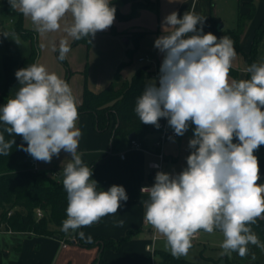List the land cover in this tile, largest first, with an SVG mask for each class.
Segmentation results:
<instances>
[{"label":"clouds","instance_id":"1","mask_svg":"<svg viewBox=\"0 0 264 264\" xmlns=\"http://www.w3.org/2000/svg\"><path fill=\"white\" fill-rule=\"evenodd\" d=\"M8 2L39 32L60 30L61 20L71 13L73 22L65 31L74 40L90 42L113 24L116 12L111 0ZM204 21L189 11L182 17L174 11L164 18V25L174 30L154 43L164 54L159 84L146 85L136 101L135 113L146 125L159 128L165 118L177 136H183L190 123L195 125L187 167L175 175L158 171L153 186L141 189L149 195L144 219L165 237V247L174 258L188 254L192 237L200 230H219L222 254L236 252L243 258L249 244L264 251L250 227L264 218V184L257 183L254 155L264 145V62L248 67L250 79H230L236 57L233 41L203 33ZM70 50L68 41L61 40L58 59L65 60ZM15 76L19 90L0 107V122L8 126L5 131L22 137L27 147H19L34 160L50 163L62 150L71 157L63 168L68 204L62 231L75 232L117 214L128 196L119 185L97 190L93 169L77 151L79 113L69 84L37 63L17 70ZM14 143L0 133V155H9ZM122 225L121 220L118 226ZM78 235L84 238L83 232ZM91 240L87 237V242Z\"/></svg>","mask_w":264,"mask_h":264},{"label":"crops","instance_id":"2","mask_svg":"<svg viewBox=\"0 0 264 264\" xmlns=\"http://www.w3.org/2000/svg\"><path fill=\"white\" fill-rule=\"evenodd\" d=\"M218 1L221 0H150L135 8L132 2H119L117 9L123 17L115 16L113 24L104 31H98L90 44L86 42L72 44L74 39L65 31V28L70 27L73 22L71 13L66 14L60 22V30L55 32L37 31L31 19L23 15L24 26L33 32V40L0 28V92L4 90L7 81L4 66V56L7 54H11L16 60L11 68L10 99L15 97L20 87L15 76L16 71L33 63L43 65L48 72L56 73L65 80L67 70L58 59L60 41L65 39L71 49L66 56L70 70L67 82L77 103L82 102L86 87L98 92L111 82L121 84L144 66L149 68L151 78L159 81L164 54L154 46V43L161 35L174 30L164 25V18L174 11L181 17L186 11L194 12L205 19L202 25L203 33L210 32L220 38L217 31L227 26L216 12ZM234 3L235 0H233ZM263 15L264 0H256L255 15L247 23L248 26L241 35V47L246 53L250 51L254 30ZM200 27L201 25H197L198 29ZM139 32H141L139 42L134 47L133 38L134 35L140 34ZM4 33L9 34L8 38L2 35ZM34 45L37 48L36 58L33 62H28ZM132 47L134 49L130 50ZM141 57H149L151 62L141 61ZM259 62H264V37L260 41L256 55L255 63ZM249 66L243 53L236 51L232 67L238 70V78L236 79L232 74H229V78L250 79V73L247 71ZM117 72L119 76H116ZM2 106L1 104L0 107ZM77 127L81 131L78 153H82V158L88 164L97 161L92 168V179L97 182V186L101 188L106 186L104 191L113 185L123 186L128 196L127 201L121 202L117 214L107 215L90 227H82L80 232L84 233L83 239L71 230L62 238L31 232L11 233H21L25 236L16 238L12 245L4 242L5 246H0V259H3V264H95L102 248L100 244H82V242H87V237L90 236L92 240L99 237L119 238L134 229L139 231L124 242L119 250H103L104 258L110 264H119L122 262L137 263L146 257L145 246L152 240V237L150 240L148 238V233L152 232V229L150 230V226L143 222L144 194L141 193L140 187L153 179L154 172L148 165L153 155L125 141L118 143L116 149L111 151L110 132L98 131L92 116L88 113L79 115ZM157 136L158 131L152 125L143 146L153 149ZM16 137L20 144L27 147L22 137ZM174 139H179V136H175ZM191 152L192 149L189 154ZM107 153L109 155L101 159ZM26 156L34 167L47 171L63 168L71 159L70 155L63 150L59 157L53 156L50 163L34 160L28 153ZM121 220L123 225L118 226ZM251 229L259 241L264 244L260 234L254 228ZM248 255L250 257L247 258L246 264H254L257 261L264 263V251L260 247L251 245Z\"/></svg>","mask_w":264,"mask_h":264},{"label":"trees","instance_id":"3","mask_svg":"<svg viewBox=\"0 0 264 264\" xmlns=\"http://www.w3.org/2000/svg\"><path fill=\"white\" fill-rule=\"evenodd\" d=\"M119 2H132L133 7L142 5L150 0H113L111 6L116 9L115 16L123 17L118 11L117 4ZM239 11L237 18V26L233 29L217 31L222 36L229 37L234 44L236 51L243 53L248 63H255L256 55L260 41L264 37V15L254 30L251 48L248 53L244 52L241 47V35L247 23L254 17L256 12L255 0H238ZM246 8V9H245ZM13 19L10 23L9 20ZM0 28L6 32H14L23 35L25 38H33V32L24 26L23 14L18 10L12 9L8 0H0ZM140 34L134 35V47L139 42ZM86 42L90 44L88 38L74 40L72 44ZM132 47L130 50H133ZM37 55V48L33 46L32 54L28 62H33ZM59 55V52H58ZM67 70L65 81L69 76V68L66 59L61 61ZM16 60L11 54L4 56V66L7 72V81L3 91L0 92V105L7 103L9 98V89L11 81V68L15 65ZM123 63H121L122 65ZM230 74L236 79L238 78V70L231 67ZM116 76H119L117 72ZM159 84L151 78L149 68H141L135 72L130 78L126 79L120 86H116L115 82H111L104 89L95 92L86 87L84 89L83 100L77 103L78 113L90 114L93 118L94 125L98 131H109L111 135V151L116 149L118 143L125 141L131 144L132 140H138L142 145L146 135L151 131L152 125L142 123L135 113L137 99L142 95L146 85L150 83ZM68 83V82H67ZM74 95V94H73ZM7 125L0 122V133H3L6 141L15 140L13 147L10 149L9 155H0V227L2 223L9 225L17 232H32L38 235H47L62 238L67 233L62 231V221L67 218V193L63 187L62 181L53 176V170L47 171L35 169L31 162L27 159L25 151L19 146L21 145L17 137L9 135L5 128ZM133 135L130 138V135ZM234 143L238 140L234 137ZM264 148L259 146L254 150V155L258 158L260 179L257 183L264 184V157L258 155ZM191 154V153H190ZM189 154V155H190ZM105 154L101 159L107 157ZM84 164L93 168L96 162L88 164L83 159ZM56 170V169H55ZM97 186V190H105ZM41 207L44 211L42 217H37L35 209ZM9 211H12L9 215ZM254 228L264 241V218L257 219L255 224L250 226ZM82 228L77 229V236ZM139 230H129L125 235L119 238L99 237L91 240V242H82L84 245L100 244L102 251L96 259L95 264H110L104 258L103 250L113 249L119 250L122 244L131 239ZM159 254L158 264H203L200 262L189 261L184 258H174L170 252L156 249ZM225 263L220 260H213L211 264H244L238 259L225 258ZM0 259V264H3ZM119 264H152V256L147 252L146 257L137 263L122 262ZM254 264H264L259 261Z\"/></svg>","mask_w":264,"mask_h":264},{"label":"rangeland","instance_id":"4","mask_svg":"<svg viewBox=\"0 0 264 264\" xmlns=\"http://www.w3.org/2000/svg\"><path fill=\"white\" fill-rule=\"evenodd\" d=\"M238 11V0H235L234 4L233 0H221L217 2L216 12L217 14H219V17H222L223 23L227 26L224 30L233 29L237 26ZM121 84H118L116 86H120ZM194 128L195 125L190 123L188 131L183 136H179V139L173 138L164 144V152L166 155V159L164 161V166L162 170L163 172L175 175L180 173L185 167H187L186 157L188 156L191 150L188 144L189 140L194 137ZM171 155H173L174 157H170ZM259 155L261 157H264V148L261 150V152H259ZM152 159L158 160L157 157H153ZM152 234L153 232L148 233L149 240L151 239ZM156 234L157 240L155 242V248L157 249V251L165 250L170 252L165 247V237H163L157 231ZM23 236L25 235L21 233L11 234L7 232H2L0 233V246L4 247V242H7L9 243V245H12L13 241L16 238H22ZM222 241L223 234L219 230H214L212 233L200 230L198 231V237L192 239V247L189 249L188 254L186 256H181V258L193 262H200L203 264H211L213 263V260L222 259L223 257L228 259H238L244 264L247 263V258L250 257L249 255H246L242 258L236 252H231L230 254H222L223 250L220 247ZM250 248L251 244L248 245V253L250 251ZM154 260L156 264H158V253L154 255Z\"/></svg>","mask_w":264,"mask_h":264},{"label":"built area","instance_id":"5","mask_svg":"<svg viewBox=\"0 0 264 264\" xmlns=\"http://www.w3.org/2000/svg\"><path fill=\"white\" fill-rule=\"evenodd\" d=\"M12 21L13 19L9 20V22H12ZM140 60L144 62H151V59L149 57H141ZM159 124H160L159 128L155 127L158 131V136L153 143V149L145 148L138 140H132L131 142V146L142 148L146 150L147 152L151 153L153 157L158 158V160L156 159L149 160L148 165H149V168L153 170L154 176L150 182L141 185L140 191L142 188L153 186V184L155 183V175L158 171L163 170L164 161L166 159V155L164 152V144L167 141L173 139L175 136H177L174 133V130L168 125L167 119L161 118L159 121ZM34 168L37 169L36 167ZM63 168H57L56 170L54 169L52 172L53 176L56 177L60 181H63ZM141 193L144 194L143 204H144V214H145V211H146L145 202L149 200V195L147 192H141ZM35 212L37 214V217L39 218L44 215V211L41 207H37L35 209ZM11 213L12 211H9L8 214L11 215ZM143 222L144 224L150 226V230L152 229V232H153L152 240L146 244L145 248H146V251L152 256V264H156L154 260V255L156 254L155 242L157 240L156 230L144 219V216H143ZM2 232L15 233L17 231L13 230L9 225L2 223L0 227V233ZM196 237H198V232L193 235L192 239Z\"/></svg>","mask_w":264,"mask_h":264},{"label":"water","instance_id":"6","mask_svg":"<svg viewBox=\"0 0 264 264\" xmlns=\"http://www.w3.org/2000/svg\"><path fill=\"white\" fill-rule=\"evenodd\" d=\"M222 26H220V28H221ZM144 69H147V66H144ZM132 134L130 135V138H132ZM225 261H226V259H225V257H223L221 260H220V262L221 263H225Z\"/></svg>","mask_w":264,"mask_h":264}]
</instances>
